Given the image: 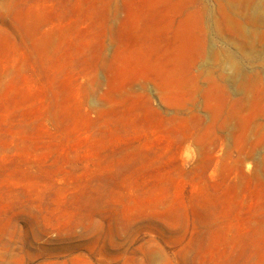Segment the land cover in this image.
<instances>
[{
	"label": "rangeland",
	"instance_id": "obj_1",
	"mask_svg": "<svg viewBox=\"0 0 264 264\" xmlns=\"http://www.w3.org/2000/svg\"><path fill=\"white\" fill-rule=\"evenodd\" d=\"M0 264H264V0H0Z\"/></svg>",
	"mask_w": 264,
	"mask_h": 264
},
{
	"label": "bare ground",
	"instance_id": "obj_2",
	"mask_svg": "<svg viewBox=\"0 0 264 264\" xmlns=\"http://www.w3.org/2000/svg\"><path fill=\"white\" fill-rule=\"evenodd\" d=\"M258 17V16H257Z\"/></svg>",
	"mask_w": 264,
	"mask_h": 264
}]
</instances>
